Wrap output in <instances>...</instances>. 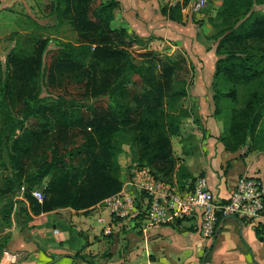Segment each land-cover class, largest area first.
Masks as SVG:
<instances>
[{
    "label": "trees",
    "instance_id": "obj_1",
    "mask_svg": "<svg viewBox=\"0 0 264 264\" xmlns=\"http://www.w3.org/2000/svg\"><path fill=\"white\" fill-rule=\"evenodd\" d=\"M94 1H54L52 13L56 14L60 20L62 19L60 8L64 4V12L70 17L74 27L78 30L98 31V38L93 43H82L79 46L59 42L58 59L52 61L49 71L47 68V77L50 82L56 83L59 70L76 69L82 76L83 90H85L83 96L87 91L93 97L106 95L108 100L104 106L89 108L86 114L80 115L74 122V125L82 128L86 136L85 140L77 146L76 151L69 150L66 153H60L57 146L50 147L49 155L42 157L34 170L23 179L17 177L16 156L10 150V139L15 135L16 130L31 118L38 120L40 131L32 129V133L39 138L55 122L54 114L45 115V110L39 104V97L24 96L22 100L25 108L22 116L17 117L6 99L7 93L11 94L10 92L14 90L9 89L6 80L9 70L6 64L5 66L0 64V166L6 171L5 181L0 187V195L18 193L20 186L24 185L26 187L24 194L28 197L30 209L35 213L50 211L58 207L90 210L104 198L118 192L125 178L121 179L122 167L118 163L117 152L113 149L120 145V134L126 130L131 131L133 142L140 141L143 146L138 154L137 164L134 165L148 166L156 179L175 183L181 189H184L186 185L191 187L195 180L181 160L175 156L170 138L182 134L181 117L186 111L176 109L174 103L184 98L188 93L187 90L185 87L175 89L170 85L172 67H163L164 84L159 85L151 79L155 67L154 62L150 66L134 63L130 59L129 51L125 49V45L131 42L126 39L129 37H125L128 30L123 27L112 28L110 25L114 20V10L118 7V1L104 0L92 6ZM187 1L184 0L183 5H187ZM263 1L222 0L215 16L209 17L208 20L218 24L222 28L221 32H224L232 29L241 15L247 12L254 3ZM162 12L174 20H179L181 16L179 4L163 8ZM215 17L216 21L213 19ZM240 26L242 31L229 35L232 39L228 44L233 42L245 44L247 38L264 43V16L255 19L248 26ZM134 36L136 40H142L139 39L140 36L136 34ZM218 46L215 49L217 56L219 55ZM40 54L41 51L35 53L29 59H25L24 64L21 65L15 62L17 65L15 73L18 75L15 80L18 89H20L19 83L22 78L29 79L35 74V68L40 67ZM232 55L233 53H228V57ZM234 57L238 58L243 72L238 68V71H233L232 67L228 66L229 64H226L220 71L215 63L211 86L218 83L221 88L216 89L219 90L218 93L223 96L230 95L234 93V84H244V82L257 78L258 89L251 92L243 105L230 110L226 128L220 136L224 149L227 151H235L246 144L254 143V146L258 144L260 147L263 146L261 143L264 144V129L259 128L264 117V71L261 73L258 71L264 68V45L258 52L244 49L241 54L236 53ZM226 59L227 57L223 59V62ZM123 65L138 76L142 87L139 91L132 90L128 101L119 103L116 100L117 94L124 91L128 84L136 82L128 75L120 74V68ZM117 66L118 68L114 69ZM146 69L149 70L148 74H146ZM249 70H253L254 74L247 73ZM225 81L231 82L232 86H222L221 83ZM149 82L151 83L147 87ZM214 107L212 114L216 117L220 107L217 98H214ZM61 115L64 114L61 113ZM59 128L67 130L68 125L65 119H62ZM152 133L155 134L153 137ZM27 147L24 149H27L26 152L31 148L30 145ZM19 151L23 153L21 147ZM76 156L79 161L73 165L65 160V157L74 160ZM48 176L50 179L43 191L44 198L39 202L31 196L30 190L41 184ZM184 176L187 178L181 179ZM144 197V193L138 196L136 206L139 212L130 220L144 218V210L141 207ZM23 213L28 214L22 206L16 210L14 220L17 225L21 223ZM10 215V211L4 213L6 220L11 218ZM222 218L219 217V222ZM256 225L258 238L264 240L261 236L264 232V224ZM73 256L77 258L79 253L76 252Z\"/></svg>",
    "mask_w": 264,
    "mask_h": 264
},
{
    "label": "rangeland",
    "instance_id": "obj_2",
    "mask_svg": "<svg viewBox=\"0 0 264 264\" xmlns=\"http://www.w3.org/2000/svg\"><path fill=\"white\" fill-rule=\"evenodd\" d=\"M54 1L0 0V64L4 66L6 64L8 67L9 72L6 75V80L9 89H18L16 86L17 81L15 80V77H18L15 73L17 69L15 62L19 65L24 64L25 59H29L35 53L41 51V64L39 68H35V74L29 79L22 78L19 83L20 89L16 91L10 90L11 94L7 93L6 99L9 106L13 113L17 117H20L25 108L22 100L23 97L30 96L33 98L37 96L40 99V106L45 110V115L51 116L54 114L53 119L55 120L46 132L42 133L38 138L32 133V129L40 131L38 120L31 118L25 121L10 139V150L16 156L15 166L17 168V177L20 179H23L28 173L33 171L42 157L49 155L50 147L57 146L60 153H66L69 150L76 151L78 149L77 146L85 140L86 136L82 128L74 125V122L78 120L80 115L86 114L89 108L104 106L108 100L106 95L93 97L87 91L85 96H83L85 90H83L82 76L76 69L68 70L64 68L59 70L56 83H52L48 79L47 68L49 71L52 61L58 59L59 42H68L74 46H79L82 43H93L98 38V31L76 29L71 23L70 17L64 12V4L60 8L62 11V19L60 20L56 14L52 13ZM100 1L104 0H95L92 6L97 5ZM193 1H187L189 12L186 15L185 22H183V27L189 24L187 27L188 31L179 32L176 29L174 31L170 29L163 34H159L160 32L155 33V31L151 30H148L147 33L135 31L139 35H144V37L141 36L139 38L142 40H136L135 33L132 31H127L125 35V37H129L126 39L131 40L130 44L125 45V49L129 51L130 59L134 63L150 66L154 62L155 67H152L153 76L151 79L155 83L163 85L165 74L162 69L163 67H172L170 85L175 89L185 87L188 92V95L180 98L177 103L176 101L174 103L176 109H184L186 111L181 117L182 134L170 137L173 152L180 160L181 157L178 156L180 148L189 152L192 150V147H198V143L193 139L194 136L202 135L203 138L206 137L207 130L204 126V120L209 115L214 116L212 114L215 109L214 98L219 99L220 106L216 117L222 120L225 129L230 116V110L243 105L251 92L254 89H258V80L257 78H253L251 81L244 82V84H234V93L230 95L225 94L223 96L218 93L219 90L216 89H221L218 83L212 87L209 85V89L205 91L201 88L198 90L201 87L200 81H207L209 77L207 71L210 61L206 59V54H209L211 50L217 49V45H219V55L213 63L214 67L216 63V66L221 71L226 64H229L228 66L232 67L233 71L239 70L243 72L239 66L238 58L234 57L235 54H241L244 49L258 52L260 47L264 45L263 42L250 38L246 39L245 44L234 42L228 44L232 39L229 35L242 31L240 25L248 26L255 19H260L264 16V1L262 3H254L247 12L241 15L238 23L232 29H227L224 32H221L222 28L218 24H214L213 21L208 20L209 12L217 5V0H207L204 8L199 12L193 11ZM89 17L91 18L90 15ZM213 19L216 21L217 18ZM93 20L97 21V19ZM110 25L112 28L119 26L115 19ZM179 39L183 42L178 45L176 41H181ZM228 53H233V55L228 57ZM226 57L228 60L226 59L223 62V59ZM117 68L118 66L114 67V69ZM145 71L147 72L146 74L149 73V70L146 69ZM213 71H215L214 68ZM258 71L261 73L264 71V68ZM120 72L121 75H128L136 81L135 84H128L124 91L117 94L116 100L119 103H124L128 101L131 91H139L142 84L138 76L131 73L127 66L123 65L120 68ZM199 73L202 74L201 78L198 77ZM247 73L254 74V71L249 70ZM150 83L146 86L149 87ZM231 84L229 81L221 83L224 87L232 86ZM209 99L212 100L213 106ZM211 107L212 109H210ZM61 113L64 115H61ZM62 119H65L67 122L68 128L66 131L59 128ZM259 128L261 130L264 129V117L259 124ZM154 135L152 133V137ZM120 136V145H117L113 150L117 152V160L122 167L121 179L123 180L133 165L137 164L138 154L142 151L143 146L140 141H132V134L129 130L122 132ZM203 138H201V141ZM28 145L31 148L26 152L27 149H24ZM256 145L257 148L264 149L263 143H261L263 145L261 147L258 144ZM20 147L23 149V153L19 151ZM65 160L67 163L73 165L79 161V158L76 156L72 160L65 157ZM5 176V169L0 166V187L5 181ZM49 179L50 176L46 177L35 188L40 189L43 193ZM27 198L25 194L20 198L17 192L15 194L0 195V231L2 232L3 228H10L14 225V229L10 230L8 234H0V254L3 250L2 246H8L9 242L16 248L19 245L20 247L23 246L27 241L31 242L28 245L33 247L37 256L44 254L52 256L51 259H53L58 254L55 249L51 250L49 244L59 243L60 239L69 232L70 238L65 242L79 248V245L74 243L77 234L75 235V232L72 230L69 224L70 221L67 218L60 219L64 214L67 216V210L71 208L58 207L50 211L35 213L30 209L31 207ZM21 206L27 210L28 214L23 213L21 223L17 225L11 219L14 218L16 210ZM7 211L11 212L9 220H6L4 217V213ZM96 213L94 205L90 210L77 214L95 220ZM54 230H57V232H54ZM80 239L83 242L85 240L84 238ZM14 248H8L7 250L15 252L16 249ZM42 261L41 259L40 262Z\"/></svg>",
    "mask_w": 264,
    "mask_h": 264
},
{
    "label": "crops",
    "instance_id": "obj_3",
    "mask_svg": "<svg viewBox=\"0 0 264 264\" xmlns=\"http://www.w3.org/2000/svg\"><path fill=\"white\" fill-rule=\"evenodd\" d=\"M117 1L118 7L114 10V19L119 25L117 27L132 31L137 36L144 37L135 31L147 33L151 30L155 33L160 32L159 34L170 29L179 32L188 31L189 24L183 27V22L189 8L183 3L175 0ZM221 3L222 0L216 1L217 5L210 10L209 17L215 16ZM176 4L180 5L179 20L171 19L162 12L163 8L173 7ZM179 24L181 25L178 26ZM176 42L179 45L183 41ZM206 56L210 61L209 68L207 67L210 82L208 79L200 81L201 87L198 88L204 91L212 85L213 63L217 58L215 50H211ZM201 75L199 73L198 77L201 78ZM209 101L212 105V100ZM204 126L207 130L206 137L203 138L202 135L193 137L198 147H192L189 152L181 148L179 150L181 163L192 177L204 176L214 196L220 199L229 195L241 175L258 176L264 181V149L257 148L252 143L235 151H227L220 139L224 131L222 120L209 115L204 120ZM184 178L187 177L181 179ZM81 212L83 210L68 209V215L64 214L60 217L70 221L72 230L75 235L77 234L74 243L78 244L79 248L65 242L70 238V232L64 235L59 243L49 244L51 250L55 249L59 256L53 264H201L204 255L203 264H264V240L258 238L255 229L256 224H264V215L254 222L226 216L222 218L223 222L217 234L212 239H208L199 231L198 215L159 225L150 224L144 218H136L119 222V230L110 235H103L101 226L95 223L96 220L77 214ZM11 220L15 223L14 218ZM3 229L0 234H8L14 229V225ZM261 236L264 237V232ZM80 238H84V242ZM28 243L31 242L26 241L23 246L14 248L9 242L8 246H2V249H16L15 264H44L51 260L52 256L44 254L37 256ZM76 252L79 253L77 258L73 256Z\"/></svg>",
    "mask_w": 264,
    "mask_h": 264
},
{
    "label": "built area",
    "instance_id": "obj_4",
    "mask_svg": "<svg viewBox=\"0 0 264 264\" xmlns=\"http://www.w3.org/2000/svg\"><path fill=\"white\" fill-rule=\"evenodd\" d=\"M206 3L207 0H194L193 11L199 12ZM25 191L26 187L20 186V198ZM141 193L145 194L141 207L148 223L159 225L198 215L199 231L208 239L213 238L220 224L219 217L233 216L241 221L254 222L264 215V181L258 176H239L229 195L220 199L214 196L204 176H197L191 187L186 185L181 189L175 183L156 179L148 166L133 165L121 189L95 205V220L103 235L119 230V222L129 221L138 214L136 201ZM30 194L39 202L44 198L38 188L30 190ZM15 263L14 252L1 251L0 264Z\"/></svg>",
    "mask_w": 264,
    "mask_h": 264
},
{
    "label": "water",
    "instance_id": "obj_5",
    "mask_svg": "<svg viewBox=\"0 0 264 264\" xmlns=\"http://www.w3.org/2000/svg\"><path fill=\"white\" fill-rule=\"evenodd\" d=\"M222 222H223V221L221 220V224L217 227L214 236L217 234L218 230L220 229V226L222 225ZM58 258H59V256H57V257H55V258H53V259H51V260L45 262L44 264H53L55 261L58 260ZM204 258H205V255H204V257H203L202 260H201V264L204 263Z\"/></svg>",
    "mask_w": 264,
    "mask_h": 264
}]
</instances>
